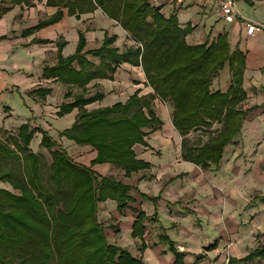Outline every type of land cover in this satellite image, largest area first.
<instances>
[{
    "label": "crops",
    "instance_id": "0c3cea01",
    "mask_svg": "<svg viewBox=\"0 0 264 264\" xmlns=\"http://www.w3.org/2000/svg\"><path fill=\"white\" fill-rule=\"evenodd\" d=\"M27 1L0 0L2 133L17 136L21 125L31 122L32 129L47 131L79 166L131 186L129 195L133 201L123 215L118 211V204L108 200L99 204L98 217L102 223L115 225L114 230L107 229L111 245L128 249L133 256L148 264H173L175 261L169 246L160 241L163 232L176 249L185 254L187 264H223L227 256L236 261L243 260L259 248L264 238V0H235L238 17L234 23H227L219 17L215 4L201 6L188 0H150L164 16L175 14L182 29L188 25L198 28L205 20L203 27H212L207 35L210 42L219 35L228 34L231 49L246 54L243 87L247 100L244 108L254 109L244 119L241 133L226 147L220 167L202 168L181 157L183 136L173 125L172 104L154 100L153 109L162 125L155 130L145 128L144 140L148 146L136 144L133 148L137 158L149 163L150 168L132 173L130 177L125 176L123 168L109 163L93 165L97 150L60 136L75 124L79 110L62 117L58 113L64 103L73 102L83 89L71 86L72 96L66 98L69 86L56 78L44 79V70L57 65L59 40L66 42L62 51L64 58L75 54L80 31L85 34L88 51L99 49L106 36H117L114 46L120 54L135 47V42L101 8L76 17L70 15L69 7L60 6V0H54L56 5L49 4V0ZM59 10L63 12V18L58 23L36 29L41 21ZM208 17L211 18L208 20ZM210 20L211 24H208ZM247 22L259 28L253 36L247 35L244 25ZM119 31L127 41H123ZM200 37L206 38L204 31ZM195 38L197 33L194 31L186 40L195 44ZM85 58L74 62L73 67L89 69L92 65L97 70L101 59L96 56ZM226 66L230 80L224 85L220 74ZM225 67L213 80L214 92H226L231 86L229 65ZM38 89L51 92L43 97L36 93ZM85 90L88 96L104 95L103 99L86 106L87 112L125 104L136 92L143 99L154 94L143 68L130 63L119 65L113 79H96ZM55 122L68 124L56 128ZM34 136L38 139V146L42 134L37 132ZM191 136L193 133L188 138ZM33 140L30 150L42 158L48 149L40 145V149L34 151ZM0 187L13 191L9 183L0 181ZM142 195L149 199H143ZM141 213L149 218L145 222L143 241L133 237L134 223ZM155 216H158V222L150 220ZM143 242L148 247L141 252ZM252 262L262 263L261 259Z\"/></svg>",
    "mask_w": 264,
    "mask_h": 264
},
{
    "label": "trees",
    "instance_id": "16d2710c",
    "mask_svg": "<svg viewBox=\"0 0 264 264\" xmlns=\"http://www.w3.org/2000/svg\"><path fill=\"white\" fill-rule=\"evenodd\" d=\"M48 3L57 4L54 0ZM60 3L69 7L70 15L76 17L101 8L136 44L120 54L114 46L117 36L113 35L106 36L99 49L86 51L87 40L80 31L75 54L64 58L62 51L66 42L58 41V63L45 68L44 79L56 78L68 85L66 98L72 96L71 86L83 89L73 102L62 105L60 117L75 109L79 114L75 124L60 135L97 150L93 165L109 163L123 168L125 176L130 177L150 168L149 163L137 158L133 148L136 144L148 146L144 140L145 128L155 130L162 125L154 112L153 101H169L174 108L173 125L183 136L182 159L202 168L218 169L226 147L241 133L244 119L254 109L244 108L246 54L231 49L228 34L219 35L212 42L207 39L202 44H189L186 39L193 33V26L182 29L175 14L164 16L150 0H60ZM62 18L63 12L59 10L41 21L36 29L58 23ZM86 54L101 59L97 70L92 65L89 69L73 67ZM122 63L141 66L154 94L143 99L136 92L125 104L87 112L84 108L104 95L88 96L85 87L96 79H113ZM226 64L231 86L226 92H214L213 80ZM50 92L48 89L36 91L43 97ZM214 124L221 128L206 142L188 138L193 132L212 129ZM37 132L42 134L41 147L48 149L52 156L50 168L55 185L52 192L42 181L41 157L30 150ZM6 159L23 164V177L13 170H0V181L9 183L13 190L0 187V264H148L128 249L109 244L98 217L99 204L108 200L115 201L123 215L133 201L129 195L131 186L79 166L47 131L32 129L29 124L23 125L17 136L0 138V162ZM142 197L149 199L146 195ZM148 220L145 213L137 217L134 238L142 240ZM150 220L158 222V216ZM160 241L169 246L175 257L173 264H187L185 254L176 249L165 232ZM147 247L143 242L140 251L144 252ZM19 249L24 250V257L13 253ZM255 259H264V245L242 261Z\"/></svg>",
    "mask_w": 264,
    "mask_h": 264
},
{
    "label": "rangeland",
    "instance_id": "374dc122",
    "mask_svg": "<svg viewBox=\"0 0 264 264\" xmlns=\"http://www.w3.org/2000/svg\"><path fill=\"white\" fill-rule=\"evenodd\" d=\"M191 4H195L194 2H193V0H188ZM197 7H199V6H197ZM104 12V11H103ZM106 15V14H105ZM110 18V17H109ZM209 18H211V17H208V20H209ZM111 19V18H110ZM207 20V19H206ZM221 22V21H220ZM204 23H205V20H204ZM204 23H202L201 24V26L200 27H198V28H194V31L197 33V38H195V44H202V43H204L207 39H209V37H207V35H209V33H210V30H211V25H207V26H205V27H203V25H204ZM208 24H211V20H210V22L208 23ZM120 25V24H119ZM121 26V25H120ZM122 27V26H121ZM193 31V32H194ZM203 31H204V35H206V38L203 40V38H201L200 37V34H203ZM120 32V36L122 37V39H123V41L125 42V41H127V38L124 36V34L121 32V31H119ZM131 36V35H130ZM131 38H132V36H131ZM132 41H134L133 39H132ZM127 47V46H126ZM133 48H134V46H133ZM129 49H131V48H127V50H129ZM126 50V49H125ZM86 51H88V48H86ZM87 56H92V57H95V55H92V54H86L85 55V57L87 58ZM85 58V59H86ZM228 77H230V75H229V72H228V68H227V66L222 70V72H221V74H220V78H221V80H222V82L221 83H223L224 85H226L228 82H229V80H230V78H228ZM159 102H160V100H159ZM164 104L166 103V105H171V103L168 101V102H163ZM160 104V103H159ZM166 121V120H165ZM26 124H29L30 126L32 125L31 124V122H25L24 124H22L21 125V127L23 126V125H26ZM68 124V122H55V127L56 128H61V127H64L65 125H67ZM221 128V126L220 125H215V127L213 128V129H207V130H199V131H197V132H193V136H191L190 137V139H193V140H196V139H199L200 141H202V142H206L207 140H208V138L214 133V131L215 130H218V129H220ZM13 134H17V132H12ZM39 133V132H38ZM41 134V133H40ZM35 135V134H34ZM61 136V135H60ZM6 137H7V135L6 134H3L2 133V130H0V138L1 139H6ZM35 137V136H34ZM34 137H33V139H34ZM61 137H63V136H61ZM64 138H66V137H64ZM32 139V140H33ZM60 139V138H59ZM66 139H68V138H66ZM37 140L38 139H34L33 140V142H32V146H33V150L34 151H36V150H39L40 149V144H41V142H40V144H38V146H37ZM36 149V150H35ZM45 153V155H43L42 156V158H41V161H42V166H43V172H42V181H43V183H44V185H45V187L50 191V192H52L54 189H55V185H54V183H53V181H52V176H53V174H52V171H51V168H50V163H51V161H52V158H51V154H50V151L48 150V151H44ZM0 170H2V171H6V170H13V171H15L17 174H20V176H22L23 177V164L22 163H18L17 161H15V160H11V159H6V161L5 162H0ZM101 222V221H100ZM103 225H104V227H105V230H104V232H105V235H106V237H107V232H109L107 229H112V230H114V224L112 223V222H109L108 224H106V223H102ZM110 226V227H109ZM112 226V227H111ZM108 240V239H107ZM110 244V243H109ZM262 245H264V238H263V240L260 242V245L259 246H262ZM133 248V247H132ZM131 248V249H132ZM133 251V250H132ZM13 253H16V254H18V256H20V257H24V255H22L23 253H24V250H21V249H19V250H16L15 252H13ZM26 253H27V251H26ZM131 253V252H130ZM25 254V253H24ZM27 255V254H26ZM225 262V261H224ZM261 262H262V264H264V259H261ZM224 264V263H223Z\"/></svg>",
    "mask_w": 264,
    "mask_h": 264
},
{
    "label": "built area",
    "instance_id": "2783aa9c",
    "mask_svg": "<svg viewBox=\"0 0 264 264\" xmlns=\"http://www.w3.org/2000/svg\"><path fill=\"white\" fill-rule=\"evenodd\" d=\"M197 5L209 6L215 4L217 6L218 14L221 19L227 23H234L237 20L238 12L236 10V1L235 0H193ZM246 28L247 35L253 36L259 28L254 24L247 22L244 24ZM213 264V263H211ZM224 264H262L252 261H232V258L227 256Z\"/></svg>",
    "mask_w": 264,
    "mask_h": 264
}]
</instances>
